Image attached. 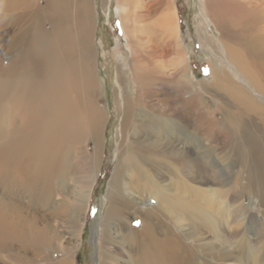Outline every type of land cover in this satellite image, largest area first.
<instances>
[{"label": "bare ground", "instance_id": "obj_1", "mask_svg": "<svg viewBox=\"0 0 264 264\" xmlns=\"http://www.w3.org/2000/svg\"><path fill=\"white\" fill-rule=\"evenodd\" d=\"M100 1L101 8L109 5ZM114 7L129 58L126 71L115 74L113 107L120 116L118 148L129 144L108 181L96 264H180L181 259L208 264L216 247L197 237L188 246L180 228L187 224L198 235L195 225L206 222L210 233L207 219L219 212V199L238 187L230 179L223 189L227 184L214 183L216 175H203L209 187L181 177L179 144L207 162L206 156L230 141L206 144L190 125L182 127L178 110L194 108L201 86L181 41L176 0H114ZM198 12L222 39L225 76L212 71L213 60L206 72L245 109H264V0H198ZM201 19L199 39L207 44ZM96 23V0H0V157L12 171L9 184L29 188L26 194L35 203L31 225L25 224L28 239L36 251L50 242L61 264H74L71 256L79 248L89 186L101 158L97 115L107 108L96 97L104 82L100 57L107 50L97 40ZM129 79L137 89L135 102L126 93ZM208 114L221 129L213 112ZM81 131L87 132L84 141L64 150V142L75 143ZM89 144L90 156H78L76 148L89 152ZM244 164L263 170L250 160ZM223 167L230 170L229 162L222 160ZM79 168L83 174L76 177ZM12 196L6 207L0 204V216L14 223L21 213ZM41 205L57 206L59 230L42 223Z\"/></svg>", "mask_w": 264, "mask_h": 264}, {"label": "rangeland", "instance_id": "obj_2", "mask_svg": "<svg viewBox=\"0 0 264 264\" xmlns=\"http://www.w3.org/2000/svg\"><path fill=\"white\" fill-rule=\"evenodd\" d=\"M176 5L179 13L181 41L187 52L190 71L196 77V85L201 86L194 97V108L178 110L182 119V127L190 125L196 137L202 139V142L206 144L222 145L228 139L230 141V144L227 147L224 145L218 153L212 151L206 156L207 162H204L195 153L187 152L181 142L179 146L183 154L178 156L180 176H185L193 185L196 183L209 187L210 185L204 181L203 175L206 174L209 177L216 175V178H212V180L216 184H227V186H222L223 189L229 187L230 179L238 187V192L231 190L219 199V202L222 201L219 212H213L207 219L211 226L210 233H208L206 222L202 226L195 225L196 230H201L199 232L201 235H194L190 226L185 224L183 228H180L182 238L188 246L193 245L196 237L214 245L216 249L207 258L208 264H264V109H245L229 98L221 88H218L212 74L206 72V68L213 60L212 71L218 72L220 78L225 76V64L221 61L224 54L220 49L222 40L220 33L215 30L212 24L202 21L198 16V0H176ZM101 7V1L96 0L97 40L101 42L102 50H107L105 55L103 54L104 57H100V64H104V68L99 64V78H103L104 82L101 83L102 93H99V97L96 98L106 106L107 109L101 110L107 114L99 112L97 115L102 128L101 158L89 186L90 192L87 209L83 213L84 225L80 234L79 248L71 256L74 264H96V261L99 262L97 257L98 237L102 212L107 204L105 197L108 181L113 173L118 154L124 152L129 144V140H127L126 145L118 148L120 116L113 107L116 87L115 74L117 69L126 71L129 52L122 40L123 36L116 18L114 0H109V5ZM200 19L207 32V44L200 42L199 39ZM113 54L115 55L113 56ZM102 84L104 85L102 86ZM125 87L128 98L131 102H135L137 89L131 79L126 82ZM209 104L212 105L208 107ZM208 111L213 112L214 119L220 122L221 129L209 116ZM104 115H106L105 119ZM209 129H214V133L219 132L208 134ZM95 133L98 135L99 131ZM86 134L87 132L84 135L82 132V137L73 144L65 141L66 144L64 142L62 148L64 147L65 150L69 146H78L84 141ZM221 142L222 144H220ZM87 149L89 152H85L82 147L76 148L78 156L79 154L90 156L92 151L90 144L87 145ZM1 159L2 157H0V191L5 194H3L4 199L0 201V204L6 207L8 199L10 200L13 195L12 197L19 205L21 219L12 223L8 218L6 219V215L0 216V264H61L59 252L50 245V242L43 245L42 251H36L38 248L32 243V240L28 239L25 224L31 225V215L35 203L31 202L26 194H31L29 188L26 186L18 188L15 186L16 183L9 184L8 177L12 176V171L4 169L3 159ZM222 160L229 162L230 170L225 167L221 169ZM246 160H250L252 164L260 165L263 168L261 173H258L254 166H246L244 164ZM82 174L83 169L79 168L75 176L78 177ZM189 185L191 184L189 183ZM145 201L141 204L143 205ZM54 208L39 206V213L42 214L40 219L44 225L53 223L54 226L57 225L58 229L61 220L58 217L57 206L54 205ZM186 215L188 216V212ZM93 229H95L94 237L92 236ZM200 240L199 243H203ZM182 255H184L183 252ZM179 263L185 264L183 259L179 260Z\"/></svg>", "mask_w": 264, "mask_h": 264}]
</instances>
